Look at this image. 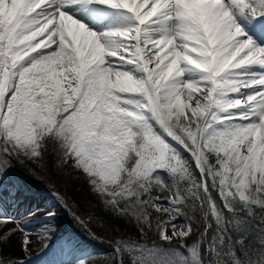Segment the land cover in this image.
<instances>
[{"label":"snow or ice","instance_id":"6c2138e0","mask_svg":"<svg viewBox=\"0 0 264 264\" xmlns=\"http://www.w3.org/2000/svg\"><path fill=\"white\" fill-rule=\"evenodd\" d=\"M26 178L45 264H264V0H0V264L32 258Z\"/></svg>","mask_w":264,"mask_h":264},{"label":"trees","instance_id":"16d2710c","mask_svg":"<svg viewBox=\"0 0 264 264\" xmlns=\"http://www.w3.org/2000/svg\"><path fill=\"white\" fill-rule=\"evenodd\" d=\"M19 167V166H18ZM17 176L23 175L22 170L16 169ZM55 183L62 192H67L68 197L71 201L80 205V210L83 211L85 207V201L91 200L92 197L88 193L87 185L76 180H67L68 187H65V178L59 175L54 176ZM26 182L31 186L32 191H47V181H36L31 178H26ZM163 198L166 193H158ZM54 201L51 200L50 204ZM59 214L54 221L57 227V234L53 237L54 240H64L71 237L74 246L78 248V255L86 256L92 253H105L110 251L108 245L100 243L99 240L90 239L86 236L78 226L72 221L71 217L63 209L58 210ZM94 231L101 239H107L106 233L101 228H95ZM10 252L16 256H22V253L18 248L10 250Z\"/></svg>","mask_w":264,"mask_h":264},{"label":"rangeland","instance_id":"374dc122","mask_svg":"<svg viewBox=\"0 0 264 264\" xmlns=\"http://www.w3.org/2000/svg\"><path fill=\"white\" fill-rule=\"evenodd\" d=\"M32 191V190H29ZM45 196L39 195V194H32L27 193L26 196V203L30 204L33 211H36L38 213V219L33 220V224H30L29 226L33 228V240L35 243L33 244V254L31 260L27 262V264H45V261L48 260L47 252L48 250L45 249L44 252H41L39 255H37V251L42 246V241H40L36 235H35V227H38L41 222L44 221V216L42 215L43 210L49 206L51 198L50 194L48 192H44ZM56 241V240H54ZM51 247V245L49 246Z\"/></svg>","mask_w":264,"mask_h":264}]
</instances>
